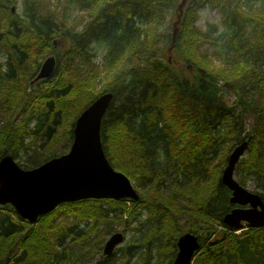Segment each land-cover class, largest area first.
<instances>
[{
  "label": "trees",
  "instance_id": "16d2710c",
  "mask_svg": "<svg viewBox=\"0 0 264 264\" xmlns=\"http://www.w3.org/2000/svg\"><path fill=\"white\" fill-rule=\"evenodd\" d=\"M179 1L23 0L20 15L16 0H0V158L10 154L31 169L65 153L78 115L111 92L102 148L139 195L60 203L37 219L47 236L0 204V264H70L72 257L75 264H150L153 248L157 264H172L185 233L198 242L192 264H264V226L236 233L223 222L238 205L221 181L230 152L247 142L233 176L245 188L253 184L264 203V0H188L177 21ZM205 3L221 13L220 30L197 28ZM73 4L84 16L57 11ZM91 43L103 45L101 64ZM48 56L55 58L52 73L32 82ZM143 209L146 218L133 226ZM60 212L75 223L53 224ZM112 223L140 234L89 261L117 232ZM70 240L86 254L68 251Z\"/></svg>",
  "mask_w": 264,
  "mask_h": 264
},
{
  "label": "water",
  "instance_id": "95a60500",
  "mask_svg": "<svg viewBox=\"0 0 264 264\" xmlns=\"http://www.w3.org/2000/svg\"><path fill=\"white\" fill-rule=\"evenodd\" d=\"M188 0L177 4V21ZM55 65V58L48 56L32 80L48 77ZM111 92L100 94L76 118L70 148L37 167L23 169L12 155L0 158V204H9L20 218L35 223L43 214L57 205L82 198L112 197L138 200L139 195L131 180L109 164L100 137L101 118L112 99ZM247 142L235 146L221 174V181L231 191L230 203L238 205L224 215L223 222L238 229L243 222L249 227L264 226V203L261 196L240 185L233 176L234 168L244 153ZM123 241L115 232L103 245V255H110ZM178 251L172 264H192L198 248L196 236L185 233L178 237Z\"/></svg>",
  "mask_w": 264,
  "mask_h": 264
},
{
  "label": "rangeland",
  "instance_id": "374dc122",
  "mask_svg": "<svg viewBox=\"0 0 264 264\" xmlns=\"http://www.w3.org/2000/svg\"><path fill=\"white\" fill-rule=\"evenodd\" d=\"M15 9L16 11L20 14V15H23L24 14V5H23V0H16V3H15ZM14 8V7H13ZM57 11L58 12H64L65 15H67L68 17L70 18H73V17H79V16H84V13L82 12V10L79 9V7L75 4L73 5H69L68 8H66L65 10H63L62 8H57ZM174 11V10H173ZM169 14H171L172 12H168ZM197 13H198V16H197V20H196V26L197 28L199 27L201 30H206L207 28V25L208 23H211V24H216L217 25V28L218 30H220L222 28V21L220 22V19H221V13L216 9V8H212L210 6H208L206 3L203 5V6H199L197 8ZM173 18H175L173 16ZM212 22H215V23H212ZM166 25L163 24V26L161 25V28H164ZM167 27V26H166ZM77 28H80V26H77ZM69 45V43H67L64 47H62V49H58L57 52L62 53V51ZM207 45V44H206ZM206 45L204 47H206ZM90 46L92 47V52L95 53V55H93V60L95 63H99L101 64L102 63V59H103V56H104V48H103V45H100V44H96V43H91ZM50 49V48H48ZM54 54V52H50V53H47L46 55L48 54ZM44 59V58H43ZM42 59V60H43ZM62 60V58L60 59ZM40 62H42L40 60ZM43 85L42 84H39L38 86H36L34 88V90H39L40 88H42ZM229 100H233L234 98V95H230L229 97ZM255 98V97H254ZM255 101H256V98H255ZM229 106H233V105H236V102H230L228 103ZM35 118L32 119L29 123L30 126H33L35 124ZM254 124V113L252 111L248 112L247 113V120H246V127L247 129L250 130V128H252ZM123 131H119V134H122ZM120 142V141H119ZM67 142H65V145H66ZM121 143V142H120ZM68 144V143H67ZM69 146L67 147V149H64L63 147H61V151L63 152H67L69 150ZM116 147H119V145H115ZM122 146H123V143H122ZM60 146L56 147L55 149H59ZM26 156L23 154V153H19V160L20 161H23V159L25 158ZM132 185L134 186V188L136 189L135 185L133 184V182L131 181ZM246 188L248 190H251L254 189L253 188V184L251 183H248ZM142 215L140 217L139 220H135L133 221V226H139L140 225V222L143 221V219L146 218L147 214L145 212V210L143 209L142 211ZM57 214H55L53 220H52V223L53 224H58V223H63L64 225H71L72 223H75V219L72 217V216H69L68 214H66L65 212H60L57 217H56ZM127 213L124 214V217H127ZM56 217V218H55ZM41 220V219H40ZM40 220H37L35 223H34V226L33 228L37 229L38 231V234L42 235L44 234V236H47V229L45 226H43L42 224L40 225ZM42 222V221H41ZM23 223V222H22ZM142 223V222H141ZM81 226L84 225V223H80ZM25 225V224H23ZM103 226V225H102ZM111 229V233L114 232V231H120L123 233L124 235V240L122 241V243H120L117 247H123L124 245L127 244V242H129L130 240H134L135 237L138 238L140 232H138L136 229H127L125 228V226L123 224H118V223H112L111 227L109 228ZM246 228H242L240 230H237L235 231L236 233H239L240 231H243L245 230ZM59 232H52V234L54 235V237L52 238V240L56 239V236L58 235ZM241 233V232H240ZM109 236V235H108ZM108 236H105L103 235L102 238H104L105 240V237L107 238ZM136 238V239H137ZM103 242H99V246L100 248H98V251L97 253L89 260V261H92V260H95V262H98V260H100L103 255H102V246L104 244H102ZM57 248L56 249V252L57 254H60L59 253V247L56 246ZM67 248H68V251H74L75 254H79V253H83V254H86V252H84L83 250L79 249L74 243L71 242V240L68 242L67 244ZM22 250H18L17 254L21 255V252ZM122 252V251H121ZM121 252H118L116 255L119 256V262L122 260V257H121ZM159 254L157 253V251L155 252V248L152 249V255H151V259H150V264H157L158 263V259H159ZM138 255L136 254V257H133L131 258V262H136V259H137ZM88 261V260H87ZM75 262H77V260H74V258L72 257L71 260H70V264H75ZM121 264V262L119 263ZM128 264H131V263H128ZM134 264V263H133Z\"/></svg>",
  "mask_w": 264,
  "mask_h": 264
},
{
  "label": "bare ground",
  "instance_id": "6f19581e",
  "mask_svg": "<svg viewBox=\"0 0 264 264\" xmlns=\"http://www.w3.org/2000/svg\"><path fill=\"white\" fill-rule=\"evenodd\" d=\"M104 198H112V197H102V198H93V199H104ZM82 199H87V198H82ZM78 200H80V199H77V200H75V201H78ZM71 202H74V201H71ZM55 209V208H54ZM53 209V210H54Z\"/></svg>",
  "mask_w": 264,
  "mask_h": 264
},
{
  "label": "flooded vegetation",
  "instance_id": "af4514ba",
  "mask_svg": "<svg viewBox=\"0 0 264 264\" xmlns=\"http://www.w3.org/2000/svg\"><path fill=\"white\" fill-rule=\"evenodd\" d=\"M115 233V232H114ZM116 248V247H115Z\"/></svg>",
  "mask_w": 264,
  "mask_h": 264
}]
</instances>
